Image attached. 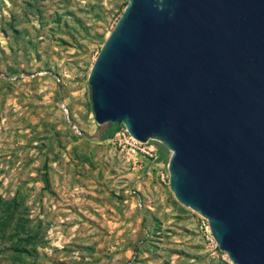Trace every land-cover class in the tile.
<instances>
[{"label":"rangeland","instance_id":"374dc122","mask_svg":"<svg viewBox=\"0 0 264 264\" xmlns=\"http://www.w3.org/2000/svg\"><path fill=\"white\" fill-rule=\"evenodd\" d=\"M125 1L0 0V197L36 235L24 264H234L175 200L165 147L122 126L85 136L99 128L86 75Z\"/></svg>","mask_w":264,"mask_h":264},{"label":"water","instance_id":"95a60500","mask_svg":"<svg viewBox=\"0 0 264 264\" xmlns=\"http://www.w3.org/2000/svg\"><path fill=\"white\" fill-rule=\"evenodd\" d=\"M86 81L85 136L161 143L175 200L234 264H264V0H126Z\"/></svg>","mask_w":264,"mask_h":264},{"label":"trees","instance_id":"16d2710c","mask_svg":"<svg viewBox=\"0 0 264 264\" xmlns=\"http://www.w3.org/2000/svg\"><path fill=\"white\" fill-rule=\"evenodd\" d=\"M121 126H123L122 123L118 124L113 122L104 134L90 138L101 140L110 138V136ZM154 142L157 143L156 157L158 158L165 154L163 150L164 146L158 141L154 140ZM17 207L18 201L15 196L10 199L0 197V237H5V239L9 240L11 244L10 246L14 251L12 261L9 264H24L22 254H30V250L27 248V245L34 244V239L36 237V235L30 233V231H27V226L25 225L22 217L23 215L17 212ZM15 260H17V262Z\"/></svg>","mask_w":264,"mask_h":264},{"label":"built area","instance_id":"2783aa9c","mask_svg":"<svg viewBox=\"0 0 264 264\" xmlns=\"http://www.w3.org/2000/svg\"><path fill=\"white\" fill-rule=\"evenodd\" d=\"M122 127H123V128H122L121 132H122L123 134L127 133L128 138L132 139L133 141H136V140H134V139L129 135V133L127 132L126 128H125L124 126H122ZM147 141H148V140H147ZM147 141H145V142H147ZM139 143H140V142H139ZM148 150H149V151H148ZM148 150H147V152H150V151L154 150V147H153V146H149V147H148Z\"/></svg>","mask_w":264,"mask_h":264}]
</instances>
